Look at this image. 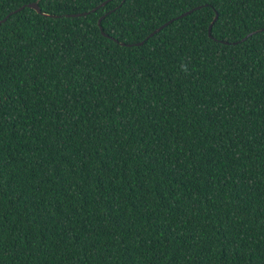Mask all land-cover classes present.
<instances>
[{
	"label": "trees",
	"instance_id": "16d2710c",
	"mask_svg": "<svg viewBox=\"0 0 264 264\" xmlns=\"http://www.w3.org/2000/svg\"><path fill=\"white\" fill-rule=\"evenodd\" d=\"M0 21V264H264V0Z\"/></svg>",
	"mask_w": 264,
	"mask_h": 264
},
{
	"label": "water",
	"instance_id": "95a60500",
	"mask_svg": "<svg viewBox=\"0 0 264 264\" xmlns=\"http://www.w3.org/2000/svg\"><path fill=\"white\" fill-rule=\"evenodd\" d=\"M39 1H35V2H32V3H29L27 6L30 7V8H33L35 9L38 13H43L42 12V9L38 3ZM24 7H21L20 9H17V11L23 9ZM96 10V9H93V11ZM193 12V10H190V11H187L183 14H181L179 17H183L189 13ZM86 13H78V14H73L72 16H81V15H84ZM46 15H49V14H46ZM104 16H102L100 19H99V26L103 32V34L107 35L106 33H104V30H103V26H102V20H103ZM218 18V15H216L215 19L213 20V22L211 23L210 27H209V35L212 36V28H213V24L215 23V21L217 20ZM1 23V21H0ZM168 23L164 24L163 26H161L160 28H158L155 32H153L150 36H153L156 32L160 31L163 27H165ZM253 33H250L248 36L252 35ZM247 36V37H248ZM246 39V37H245ZM144 43V41H141V42H138V43H134V44H126L125 42H122L123 45H129V46H132V45H142Z\"/></svg>",
	"mask_w": 264,
	"mask_h": 264
},
{
	"label": "snow or ice",
	"instance_id": "6c2138e0",
	"mask_svg": "<svg viewBox=\"0 0 264 264\" xmlns=\"http://www.w3.org/2000/svg\"><path fill=\"white\" fill-rule=\"evenodd\" d=\"M217 19H220L219 15H218V18ZM225 23H227V22H225Z\"/></svg>",
	"mask_w": 264,
	"mask_h": 264
}]
</instances>
